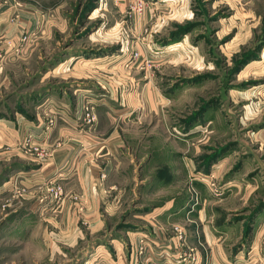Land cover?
<instances>
[{
  "label": "rangeland",
  "instance_id": "1",
  "mask_svg": "<svg viewBox=\"0 0 264 264\" xmlns=\"http://www.w3.org/2000/svg\"><path fill=\"white\" fill-rule=\"evenodd\" d=\"M18 1L30 20H10L20 31L1 61L0 119L37 125L47 118L50 128L61 108H76L91 126L97 110L114 107L128 114L119 123L139 158L135 178L148 174L103 234L84 238L70 258L60 251V263L84 264L96 246L128 242L134 231L154 235V212L167 202L182 208L183 223L170 230L180 226L185 244L211 240L216 227L230 258H264V0H142L141 10L135 0ZM101 80L112 90L100 89ZM121 80L118 95L135 87L136 100H99ZM147 82L152 106L141 94ZM37 135L22 145L38 155ZM24 189L18 173L6 200L0 188V264L34 260L28 219L15 221L8 203Z\"/></svg>",
  "mask_w": 264,
  "mask_h": 264
},
{
  "label": "crops",
  "instance_id": "2",
  "mask_svg": "<svg viewBox=\"0 0 264 264\" xmlns=\"http://www.w3.org/2000/svg\"><path fill=\"white\" fill-rule=\"evenodd\" d=\"M21 5L18 0L0 2V74L3 72L0 83H3V87L6 84V73L1 61L10 48L13 35L20 31L12 27L10 20L13 15H17L16 20H30L25 10L27 7ZM110 82L112 81H98L100 89L112 90ZM117 82L120 81H115ZM120 83L122 86L117 84L115 93L99 100L118 101L120 98L119 104L125 100H136L135 87L131 89V93L118 95L116 90L122 89L124 82L121 80ZM142 88L148 91L147 97V92L141 93L142 98L148 101V106L154 105L156 97L152 84L147 82ZM113 108L108 107V112L101 108L97 110V119L95 118L91 126L79 120L76 108H61L62 116H56L50 128L46 125L47 118L40 119V124L37 125L21 120L14 125L4 116L0 119V188L5 189L3 197L6 200L11 177L16 173L21 177L24 192L19 193L14 204L13 199H10L8 203L12 206V211L8 210L11 211V217L28 219L24 226L26 232L31 234L28 248L31 257H34V260H29V264L64 263L66 259L61 258L60 251L68 254L70 258V254L73 256V252L82 245L84 238L101 236L105 231L107 218L118 210L119 203L123 202L124 197L137 183L148 179L146 172L143 177L135 178V166L139 158L135 159L130 155L134 146L125 145L123 128L119 123L128 114H115ZM35 133H39L35 136L37 141L33 142L38 145V155L33 151H25L22 145L27 135L34 136ZM50 180L63 184L65 196L60 203L47 202V199L39 202L41 184ZM164 182L156 181L158 184ZM181 212L183 213L181 206L175 208L170 202L165 203L161 210L154 212L157 217L152 227L154 235H147L145 231H134L128 242H103L90 252L92 260L87 255L84 264H264L262 257L254 259L251 256L249 261L240 260L237 256L230 258L220 240L221 231L216 227L215 235L211 233V240H204L201 244L191 242L190 245H181L175 233L170 230V225L177 220L183 223ZM17 218L13 219L19 222ZM205 229L206 226L200 233ZM142 234L150 238L147 248L151 250L140 254L136 250L137 238ZM184 252L188 257L182 261L178 256L184 255ZM247 252L248 250L246 254Z\"/></svg>",
  "mask_w": 264,
  "mask_h": 264
},
{
  "label": "built area",
  "instance_id": "3",
  "mask_svg": "<svg viewBox=\"0 0 264 264\" xmlns=\"http://www.w3.org/2000/svg\"><path fill=\"white\" fill-rule=\"evenodd\" d=\"M135 7H137L138 10H141L143 7L142 0H135L134 4H132V8H135ZM86 117H87L88 121L94 120V115L92 112H87ZM41 189L42 190H41L39 202H43L44 200L47 199V202L60 203L65 196V189L63 187V184L57 180L56 181L50 180V181L43 182V184H41ZM79 209H80V207H79ZM173 232L175 233V236L177 237V240L179 241V243L181 245H185V243H184V236H185L184 230L180 226H174ZM150 241H151L150 238L145 234H142L141 236H139L137 238V249H136L137 253L143 254V252L150 251L151 249L147 248V243ZM152 242L154 243V245L156 247H158V245H156V243L154 241H152ZM167 248L170 249L169 246H167ZM189 249L191 252L193 251L192 248H189ZM178 257L182 261H185V259L188 257V255L186 252H184V255H180ZM191 258H192V254H191Z\"/></svg>",
  "mask_w": 264,
  "mask_h": 264
}]
</instances>
